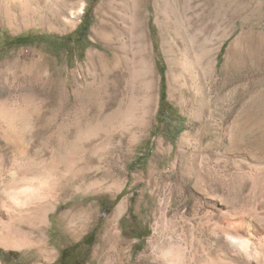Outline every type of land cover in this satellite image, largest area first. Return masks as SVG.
<instances>
[{
	"label": "rangeland",
	"instance_id": "374dc122",
	"mask_svg": "<svg viewBox=\"0 0 264 264\" xmlns=\"http://www.w3.org/2000/svg\"><path fill=\"white\" fill-rule=\"evenodd\" d=\"M66 249L264 264V0H0V264Z\"/></svg>",
	"mask_w": 264,
	"mask_h": 264
},
{
	"label": "trees",
	"instance_id": "16d2710c",
	"mask_svg": "<svg viewBox=\"0 0 264 264\" xmlns=\"http://www.w3.org/2000/svg\"><path fill=\"white\" fill-rule=\"evenodd\" d=\"M90 27V22L88 21L86 23V32L84 33L83 36H87V30L89 29ZM47 37L45 36H33L31 34H28V35H22V36H18V37H15L13 39H11L9 41V46H28V45H32L33 43H40L41 40L45 39ZM161 74L163 76V72H164V68L161 67ZM164 78L162 77V90H161V97H160V100H161V107L159 109V112H158V119L159 120H167L169 123H172L173 121H177L180 125L184 122L181 118H178V120H176L175 118H171L170 116H168L169 114H166L165 113V106L163 105L164 102H165V86H164ZM173 131L175 132V135H178L179 133H181L183 131V128L181 127L180 129L178 130H174ZM149 155V152L144 156L143 158V161L146 160V158L148 157ZM139 160H137L136 162L134 163H137ZM133 163V164H134ZM79 244H76L74 246V248L78 247ZM67 249L64 250L62 252V256H61V259L59 260V263L60 264H65L64 263V259H65V255L67 254Z\"/></svg>",
	"mask_w": 264,
	"mask_h": 264
},
{
	"label": "bare ground",
	"instance_id": "6f19581e",
	"mask_svg": "<svg viewBox=\"0 0 264 264\" xmlns=\"http://www.w3.org/2000/svg\"><path fill=\"white\" fill-rule=\"evenodd\" d=\"M140 20V18L139 17H137V19H135L134 21H135V23H137L138 21ZM98 27H100V25H98ZM101 28V27H100ZM102 29H103V26H102ZM102 29H101V31H102ZM96 30H98V28H96V29H94V32H95V34L99 37V39H101L103 42H104V46H105V48L107 49V50H110V48L112 47L107 41H106V39H107V35L105 34V33H103V31H102V33H97L96 32ZM111 46V47H110ZM112 49V48H111ZM113 56H114V54H113ZM100 58V59H102L103 61H104V63H108V59H106V58H104L102 55H98V54H94V53H89L88 54V56H87V59H88V61L91 63L92 61H93V59H95V58ZM93 65V64H92ZM105 65V64H104ZM94 67V66H93ZM125 207V205L124 204H121V205H119V207L116 209V212H115V217H117V216H119L123 211H124V208ZM107 233V232H106ZM115 237V236H114ZM118 237V236H117ZM114 239V238H113ZM2 240L3 241H5L6 243H8V244H10V245H18V240L17 239H15L12 235H6L4 238H2ZM117 241V240H116ZM167 256H168V258H170V257H176L175 259H176V264H181V262H182V253H177V254H173L172 252H166V254L163 256L164 257V259H165V257L167 258ZM162 257V258H163ZM173 259V258H172ZM167 261H168V259H167Z\"/></svg>",
	"mask_w": 264,
	"mask_h": 264
}]
</instances>
